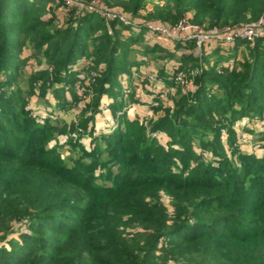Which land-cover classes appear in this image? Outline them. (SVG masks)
Returning <instances> with one entry per match:
<instances>
[{"label": "trees", "instance_id": "16d2710c", "mask_svg": "<svg viewBox=\"0 0 264 264\" xmlns=\"http://www.w3.org/2000/svg\"><path fill=\"white\" fill-rule=\"evenodd\" d=\"M48 1L0 0V264H224L194 244L264 236V154L242 153L235 135L243 116L264 120V38L247 42L248 52L232 64L199 68L194 91L171 97L172 110L158 102L163 112L150 124L121 111L131 68L146 61L130 51L144 46L137 41L147 23L172 25L192 12L190 20L221 29L264 17V0H169L174 8L137 19L131 35L118 20ZM145 1L85 2L135 14ZM244 42L237 38L235 48ZM25 48L40 68L25 72ZM145 49L167 53L157 40ZM184 53L178 67L186 70L199 59ZM158 74L172 82L164 67ZM48 92L63 108L89 99L69 122L58 115L39 121L29 99ZM103 97L115 125L97 136ZM157 131L168 136L166 145ZM221 135L234 145L230 154ZM66 144L64 157L59 147ZM251 257L249 264H264V244Z\"/></svg>", "mask_w": 264, "mask_h": 264}, {"label": "rangeland", "instance_id": "374dc122", "mask_svg": "<svg viewBox=\"0 0 264 264\" xmlns=\"http://www.w3.org/2000/svg\"><path fill=\"white\" fill-rule=\"evenodd\" d=\"M60 2L59 0H50L48 1V5H50L52 2ZM86 1V0H84ZM93 1V0H92ZM64 6V4L62 2ZM173 7L172 1L169 0H146L142 7L137 10L135 14H132L131 12L124 11L123 13L130 16L128 19L129 23L123 24L121 21L120 23L122 25H128L129 29L123 30L124 35H131L132 30L136 32L139 30V26L137 25V19L140 20H148V14L153 13L155 11H160V8H165L167 6L170 8V6ZM76 8V7H75ZM84 7H79L77 9H83ZM92 8V7H91ZM117 6L112 7V9H116ZM174 8V7H173ZM54 9V8H53ZM56 10V9H55ZM93 12L97 14L94 11ZM122 12V11H121ZM65 15V14H64ZM98 15V14H97ZM125 15V16H127ZM192 16V12H187L183 17L179 18L177 22L173 23L169 26H175L177 24V27L185 26V23L189 22L191 24L198 25L202 30H209L216 26H208L206 22H198L190 20ZM259 17H262V22L259 23L262 28H264V17L263 15H260ZM250 18L249 15L246 20L239 21L236 23H226L223 24V28L228 27L232 28L237 25H243L247 24L249 22H256L258 20ZM66 18V16H65ZM118 20V19H113ZM185 21L184 23H182ZM259 21V20H258ZM257 21V22H258ZM217 28V27H216ZM110 30V29H109ZM141 38H139V41H137L139 44L144 45L141 47V49H132L130 51L131 57H136L137 61L140 59L145 58V62H141L139 66L136 64L131 68L132 72V80L129 83L128 86H125V89L128 91V93H125L126 101H129L124 107H122L121 111L124 112L125 117L129 120H138L143 125H148L151 122H153L157 116L162 114V110L159 108H154L157 106L158 102H161L163 106H168L170 110L174 108L175 101L171 99V97L176 98L180 96L181 93L188 94L187 92L189 90H193L195 88V84L193 81V78L196 74H198L199 68H207L209 65L207 62H215L220 65H225L227 63L232 64L234 58H242L248 51V43L252 45L254 43V40L257 38L256 36H251L250 38H242L241 40H245V42L242 45H239L235 48L234 42L237 41L235 39L232 42H225L221 39H213L212 42H206V43H197V39L195 37L188 38L185 34H180L178 38H173L172 35H164V40H160V44L163 41L165 43V46L163 48L165 51H161L162 53L167 52L165 55H158L160 53L159 50H156V52L146 51L145 46L147 43L155 42L156 38H158L160 35L159 33H154L153 31L149 32L146 30L140 34ZM162 37V36H161ZM259 37V36H258ZM261 38H264V36H260ZM177 42H180L181 45H178ZM248 42V43H247ZM192 44V47L190 46ZM237 45V43H236ZM247 45V46H246ZM140 46V45H139ZM138 46V47H139ZM135 47H137L135 45ZM218 47V48H217ZM234 47V48H233ZM25 53H23V57L28 56L31 52V49L25 48ZM218 49V52L213 55H210L212 50ZM184 54H187L190 51H193L195 56H198L197 63H193L192 61H188L186 64V70L184 68H179L178 66L181 65L184 60V58L180 55L182 52ZM27 51V52H26ZM206 58H202L204 55H208ZM235 54L234 57H232ZM28 62L25 65V72H29L32 68L38 67L40 68L41 65L36 63V59L28 56ZM139 62V61H138ZM168 72V74H171L173 77L171 80L172 82H164V78L159 77L158 71L160 68H163ZM172 70H175L172 72ZM201 70V69H200ZM146 78L145 82L143 81ZM128 80V79H127ZM125 80V81H127ZM78 93L80 94L82 92V89L79 88ZM131 92H134L133 99L130 100L129 94ZM66 96L69 98V94L66 92ZM89 98L86 97L85 100H88ZM85 100H81L78 104H74L71 107H60L58 103H56L55 98L50 94V92L47 93V96L45 98H40V96H32L29 99V105L33 111L37 114V119H40L41 121L46 116L50 115V118H55L56 115H58L59 119H63L66 122H69L70 120H73L76 118V116L80 113V107L83 105ZM108 101L107 97H103L100 104V113L95 116V127L94 134L97 136L100 134V131H107L112 128L114 124V117L116 115H113L109 108L106 107V102ZM155 105V106H154ZM124 116V115H122ZM260 119H257L255 117L250 118L248 116H243L241 120L237 121L235 123L236 128V137L239 134L238 137V147L242 151V153L247 152H255L257 155L261 156L264 154V127L262 125V122L264 120L259 121ZM124 124H121V127L124 128ZM218 125V124H217ZM247 126V128L244 127ZM225 128L221 129V132L224 133ZM225 130V134H226ZM73 135V134H72ZM153 136L157 137L160 142L163 144H167L168 136L162 132H155L152 134ZM224 147L227 149L228 154H230V151L234 148V145H230L228 138H225V136L221 135ZM75 138V137H74ZM59 143L64 142L65 136L64 135H58ZM91 140V136L86 134L82 137V141L87 145L88 142ZM235 140V138H234ZM51 145L54 143L53 141L50 142ZM233 144H235L234 141H232ZM233 147V148H232ZM232 148V149H231ZM59 151L62 152L64 157H67L70 153V149L68 144L59 147ZM74 153V152H73ZM72 154V153H71ZM75 154V153H74ZM208 156H210L209 153H207ZM115 170V166L112 167V171ZM102 179L98 178L97 181L101 182ZM106 180L107 184H110L108 179ZM252 180L251 175H249L246 179V183ZM175 187V186H174ZM172 187V188H174ZM169 187L168 189H170ZM174 190V189H173ZM178 190V189H176ZM165 191V190H164ZM162 191L161 198L164 201L165 204L170 206V199L171 196L169 195L168 191ZM238 234H242V231ZM11 238L17 239L16 232H12L10 234ZM243 240H231L229 239L228 242L224 243L220 241L219 239H211L207 244L206 243H195L194 245H201L205 246L209 252L212 254L213 258L216 260V262L224 263V264H249L251 262H254V259L251 257V253H253V248L257 244H264V236H258L257 238H242ZM1 243H3L1 241ZM0 243V244H1ZM193 246V245H192ZM191 251H194L191 249ZM178 261H181V258H178Z\"/></svg>", "mask_w": 264, "mask_h": 264}, {"label": "built area", "instance_id": "2783aa9c", "mask_svg": "<svg viewBox=\"0 0 264 264\" xmlns=\"http://www.w3.org/2000/svg\"><path fill=\"white\" fill-rule=\"evenodd\" d=\"M66 4V6H76V7H84L89 9L90 11L96 12L99 16H103L108 20L118 19L123 24L129 23L128 19L130 16L123 12H119L116 9L111 8H103L96 5L94 2L86 3L84 0H59ZM92 7V8H91ZM127 15V16H125ZM259 20V21H258ZM258 22H249L247 24L237 25L232 28H212L209 30H202L198 25L191 24L189 22L185 23V26H178L177 24L174 26H169L167 24H159V23H147L146 27L149 32L153 31L154 33H159L160 36L164 35H172L173 38H178L180 34H185L188 38L195 37L197 39V43H206L212 42L213 39H221L225 42H232L235 39L242 38H250L251 36H264V28L260 26L259 23L262 22V17L258 18ZM183 21L182 23H184ZM213 40V41H215Z\"/></svg>", "mask_w": 264, "mask_h": 264}, {"label": "crops", "instance_id": "0c3cea01", "mask_svg": "<svg viewBox=\"0 0 264 264\" xmlns=\"http://www.w3.org/2000/svg\"><path fill=\"white\" fill-rule=\"evenodd\" d=\"M56 11H57V12H58V11L61 12L59 8H57ZM156 40H157L158 42H160V40H164V39H163L162 37H158V38H156ZM161 42H162L161 44H162L163 46H165V43H164L163 41H161Z\"/></svg>", "mask_w": 264, "mask_h": 264}]
</instances>
